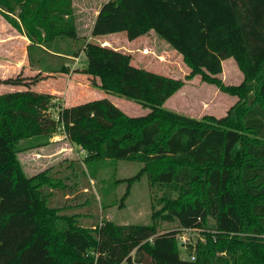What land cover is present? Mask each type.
<instances>
[{
    "label": "trees",
    "instance_id": "16d2710c",
    "mask_svg": "<svg viewBox=\"0 0 264 264\" xmlns=\"http://www.w3.org/2000/svg\"><path fill=\"white\" fill-rule=\"evenodd\" d=\"M0 11L17 12L11 21L29 41V65L67 73L50 59L83 53L81 72L92 86L147 110L131 117L102 98L63 107L54 120L52 95L30 89L44 77L0 79L25 88L0 94V264H264V0H108L100 6L91 36L123 32L132 41L152 32L181 56L187 78L198 76L237 97L226 115L200 119L162 107L182 80L135 67L128 53L107 43L80 44L71 0H0ZM226 59L242 73L237 86L221 81ZM56 129L86 152V163H141L116 182L126 185L123 197L143 176L168 191L151 223L103 219L85 227L77 215L51 207L50 191L63 187L61 181L49 170L27 177L16 155L20 141L48 138ZM159 221L178 228L162 232ZM180 229L201 234L190 246L193 260L180 258Z\"/></svg>",
    "mask_w": 264,
    "mask_h": 264
},
{
    "label": "rangeland",
    "instance_id": "374dc122",
    "mask_svg": "<svg viewBox=\"0 0 264 264\" xmlns=\"http://www.w3.org/2000/svg\"><path fill=\"white\" fill-rule=\"evenodd\" d=\"M106 1L108 0H71L72 18L80 44L81 39L96 42L95 37L89 33V27H91L90 23L94 14ZM16 14L17 12L14 15L8 14L10 16L8 17L0 11V79L14 78L18 74L22 77H31L36 74L42 76L47 72L33 65H29L31 76L17 69L19 62L25 58L26 44L29 41L23 31L17 29L11 21V18L18 20ZM115 34L112 38L114 42H109L110 47L128 53L133 66L184 82L183 87L164 102L162 106L164 109L195 119L208 115L219 118L226 115L228 109L236 102V96L202 82L198 76L187 78L189 68L181 56L154 33H143L130 43H127L129 40L123 32ZM108 40L111 41L109 38ZM60 47L65 48L64 44ZM68 48L75 49L74 46ZM32 55L35 59L39 56L37 51ZM50 60L52 64L66 66L69 71L63 75H69V77H64V79L67 82L69 79L70 83L77 86L75 90H71V87L67 85H65L67 87L62 86L61 95L52 96L48 113L50 118L56 120L58 111L66 105L79 104L102 97L107 98L128 116L138 117L147 113L146 109L141 108L132 100L107 94L92 86L91 79L81 72L85 67L83 53L78 57L63 55ZM220 78L226 85L237 86L242 82L243 76L235 62L232 59H226L222 62ZM38 83L35 88L33 85L30 89L38 91L48 89ZM49 84L52 85V82L50 81ZM65 88H67L66 91ZM23 90H25L24 87L11 88V86L0 84V94ZM249 98H252V94ZM19 146L22 149L18 151L16 157L26 176H35L49 170L54 178L61 181L63 187L50 191V206L58 208L60 214L77 215L79 223L85 227L99 223L103 219L119 225L149 224L152 212L160 208L159 200L168 194L164 188L150 186L147 178L143 176L130 187L127 195L123 197L126 185L116 181L133 176L142 164L137 161L114 162L110 160L86 163L84 161L86 152L70 144L59 129H56L48 138L22 140ZM169 195L171 198H177L175 192ZM159 223L161 225L159 230L162 232L178 228L176 223H162L161 221ZM177 238L180 243V258L191 259L190 246L195 245L201 238V234L193 229H180ZM121 264L128 263L122 262Z\"/></svg>",
    "mask_w": 264,
    "mask_h": 264
},
{
    "label": "crops",
    "instance_id": "0c3cea01",
    "mask_svg": "<svg viewBox=\"0 0 264 264\" xmlns=\"http://www.w3.org/2000/svg\"><path fill=\"white\" fill-rule=\"evenodd\" d=\"M99 10V9H98ZM98 10L96 11V13L94 14L93 18H92V21L90 23V26L89 27V31H91V28H92V25H93V22L95 20V17H96V14L98 12ZM90 33V32H89ZM116 35V34H110V35H106V36H100V37H95V40L96 42L101 45H104V43H107V46H111L109 44L110 43H113L114 41L112 40L113 36ZM108 38L111 40L109 41ZM28 40V39H27ZM108 41V42H107ZM127 43H130L127 42ZM25 44V43H24ZM29 44V42H28ZM26 44V46L28 45ZM223 62V61H222ZM20 65L18 66L17 69H21L20 71L24 72L25 75L27 76H31V70H30V67H29V63H28V60H27V54H25V58L23 60H21L20 62ZM45 77L44 80L41 81V83H38L40 85H42V87H48V89L44 90V89H40V91L38 90H34V89H31L35 92H41V93H47V94H51L52 96H60L61 95V92H62V86H65L67 85L68 87H71V90H75L76 89V85L74 83H70V80L68 79V82L64 79V77L68 78V76L66 75H63V73H43V75ZM86 76V75H85ZM5 79V78H4ZM52 82V85L49 84V82ZM48 84V85H47ZM70 84V86H69ZM51 85V86H50ZM37 86V84H36ZM65 86V87H67ZM12 88V86H11ZM34 88H35V85H34ZM67 90V88H65V91ZM66 96V95H65ZM103 98V97H102ZM100 98V99H102ZM95 100H98V99H95ZM87 102V101H86ZM80 104V103H79ZM73 105H77V104H69V105H66L65 107H69V106H73ZM28 177V176H27Z\"/></svg>",
    "mask_w": 264,
    "mask_h": 264
},
{
    "label": "built area",
    "instance_id": "2783aa9c",
    "mask_svg": "<svg viewBox=\"0 0 264 264\" xmlns=\"http://www.w3.org/2000/svg\"><path fill=\"white\" fill-rule=\"evenodd\" d=\"M190 260H193V257H191V259Z\"/></svg>",
    "mask_w": 264,
    "mask_h": 264
}]
</instances>
